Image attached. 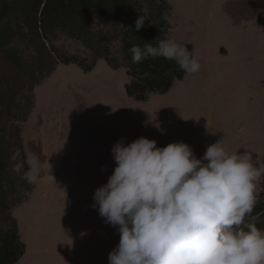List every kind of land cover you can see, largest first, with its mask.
<instances>
[{
	"label": "rangeland",
	"instance_id": "1",
	"mask_svg": "<svg viewBox=\"0 0 264 264\" xmlns=\"http://www.w3.org/2000/svg\"><path fill=\"white\" fill-rule=\"evenodd\" d=\"M167 1L168 37L192 45L198 73L140 103L125 92L124 68L59 66L36 87L28 121L15 123L26 155L41 161L33 191L10 212L26 246L17 264H108L120 236L92 204L121 139L183 141L198 158L224 139L229 152L247 151L264 166V0ZM263 188L264 176L257 195Z\"/></svg>",
	"mask_w": 264,
	"mask_h": 264
},
{
	"label": "clouds",
	"instance_id": "2",
	"mask_svg": "<svg viewBox=\"0 0 264 264\" xmlns=\"http://www.w3.org/2000/svg\"><path fill=\"white\" fill-rule=\"evenodd\" d=\"M140 4L136 31L146 21L155 25L146 0ZM129 52L135 64L163 58L187 75L201 69L194 50L167 36ZM111 151L114 172L92 204L120 236L108 264H264V229L246 222L264 176L251 153L229 152L223 139L198 158L183 141L158 147L146 137L127 144L121 139ZM10 161L25 182L37 183L41 161L35 154L22 159L17 150Z\"/></svg>",
	"mask_w": 264,
	"mask_h": 264
},
{
	"label": "trees",
	"instance_id": "3",
	"mask_svg": "<svg viewBox=\"0 0 264 264\" xmlns=\"http://www.w3.org/2000/svg\"><path fill=\"white\" fill-rule=\"evenodd\" d=\"M146 3L155 25L146 21L136 31L140 0H0V217L6 226L0 225V264H17L25 255L10 212L27 200L34 184L11 170L10 157L17 150L22 159L27 156L15 123L28 121L36 87L59 66L75 65L89 73L104 61L112 70H126L127 96L145 103L153 95L169 93L187 76L163 58L132 62L131 46L143 47L169 35L172 6L167 0ZM246 222L264 229V188Z\"/></svg>",
	"mask_w": 264,
	"mask_h": 264
}]
</instances>
